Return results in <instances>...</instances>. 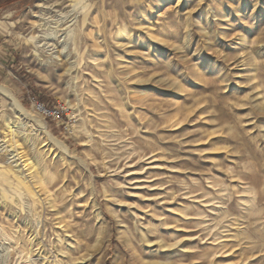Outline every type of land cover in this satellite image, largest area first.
<instances>
[{"label": "rangeland", "instance_id": "1", "mask_svg": "<svg viewBox=\"0 0 264 264\" xmlns=\"http://www.w3.org/2000/svg\"><path fill=\"white\" fill-rule=\"evenodd\" d=\"M0 85V264H264V0H0Z\"/></svg>", "mask_w": 264, "mask_h": 264}, {"label": "bare ground", "instance_id": "2", "mask_svg": "<svg viewBox=\"0 0 264 264\" xmlns=\"http://www.w3.org/2000/svg\"><path fill=\"white\" fill-rule=\"evenodd\" d=\"M58 32V31H57ZM56 33V32H55ZM68 35L70 36V38L74 41L75 45H77V34L75 32V30H69L68 32ZM77 50V49H76ZM0 94H3L4 96L7 95L8 97H10L13 101V107H15V113L18 114L17 115V119L16 120H9L7 119L6 120V123H7V131L6 133H10L11 134V147L12 149L14 150V152H17L16 154L18 155L19 159L21 160V163H23V166L24 168H27L26 171H30L31 169L33 168H36L37 169V174H38V179L36 180V184H40V183H43L44 182V179H43V174L42 173H46V170H45V166H44V162H43V157H42V154L40 152V150H36V154L34 155L33 159L31 158H25L24 159V155H21V152H19L18 148H17V143L18 141L16 140V135H21V132H19L20 130L17 129L16 125L18 126L20 120H22V115L23 113H26L24 107L20 104V102L17 100L16 96L14 95L13 91L10 89V88H7V87H3L0 85ZM1 96V95H0ZM17 108H19V110H17ZM27 112H30L27 111ZM18 122V123H17ZM37 123L39 124L40 127H42L43 129H41V132H45L46 135L48 134V130H47V127H46V124L43 122V121H37ZM23 125H25L26 123L23 122L21 123ZM29 124V123H28ZM31 127H34L35 129V126L34 124H30ZM30 127V128H31ZM23 129V128H22ZM28 129V128H27ZM32 129V131L34 130ZM29 131V130H27ZM27 131L25 130V132L27 133ZM37 134V133H36ZM23 136V135H22ZM38 136V135H37ZM4 138H7V135L4 137ZM39 138V137H38ZM37 139L34 138V136H32L29 132V134H26L25 137H23V142L24 144H33L36 146V149H37ZM9 142V141H8ZM19 165V164H18ZM1 175L3 177V180L5 182H8L10 183L12 186H14V181L15 179H12V174H13V170L10 168V167H5L4 169H2L1 171ZM17 175V174H16ZM16 178L18 181L20 180L19 176H16L14 177ZM28 182V181H27ZM17 184V183H16ZM20 184V183H19ZM18 185V184H17ZM19 186V185H18ZM21 186V185H20ZM36 186V185H35ZM18 200V199H17ZM41 201V200H40ZM1 236L4 240H7L9 239V236L2 230L1 231ZM33 240V239H32ZM33 243V242H32ZM30 248V247H29ZM24 253V252H23ZM22 254V252H21Z\"/></svg>", "mask_w": 264, "mask_h": 264}, {"label": "built area", "instance_id": "3", "mask_svg": "<svg viewBox=\"0 0 264 264\" xmlns=\"http://www.w3.org/2000/svg\"><path fill=\"white\" fill-rule=\"evenodd\" d=\"M33 106H34L35 112L43 116L44 118L58 119L61 116L60 109L51 108L37 99L33 100Z\"/></svg>", "mask_w": 264, "mask_h": 264}]
</instances>
